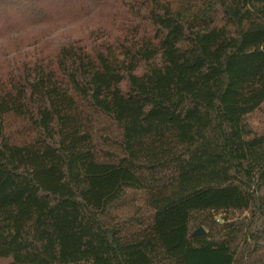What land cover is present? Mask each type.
<instances>
[{"label":"trees","instance_id":"1","mask_svg":"<svg viewBox=\"0 0 264 264\" xmlns=\"http://www.w3.org/2000/svg\"><path fill=\"white\" fill-rule=\"evenodd\" d=\"M6 35L0 264H264V0H0Z\"/></svg>","mask_w":264,"mask_h":264},{"label":"rangeland","instance_id":"2","mask_svg":"<svg viewBox=\"0 0 264 264\" xmlns=\"http://www.w3.org/2000/svg\"><path fill=\"white\" fill-rule=\"evenodd\" d=\"M98 24V18H90L88 20L85 21H81V22H77L74 24H68L64 25L62 27H64L62 29V27L60 29H58L55 33H53L51 30H53L54 28H49L50 26L43 28V29H37L36 28H31L30 30H26L23 33H21V36L19 35L18 38H20V40L23 39L24 42H27L29 39H25L27 36L30 37L32 36H37L36 38H41L45 35H49L52 38H60L63 36H71V37H78L80 35H82L83 33H85L87 30H90L92 28H94V26H96ZM33 29V30H32ZM26 32V33H25ZM25 39V40H24ZM8 44H10V39H8V36H4L0 38V52H2L3 50H10V46H7ZM247 122L249 123L250 127L256 132V133H260L264 130V103L261 105V107L259 108V110L253 112L252 114H250L247 117Z\"/></svg>","mask_w":264,"mask_h":264},{"label":"water","instance_id":"3","mask_svg":"<svg viewBox=\"0 0 264 264\" xmlns=\"http://www.w3.org/2000/svg\"><path fill=\"white\" fill-rule=\"evenodd\" d=\"M204 234H205V231L202 228H199L198 230L193 232L192 236L196 237V236H201V235H204Z\"/></svg>","mask_w":264,"mask_h":264}]
</instances>
